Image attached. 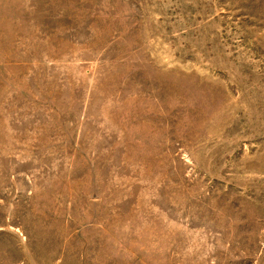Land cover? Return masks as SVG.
Returning <instances> with one entry per match:
<instances>
[{
	"label": "rangeland",
	"instance_id": "rangeland-1",
	"mask_svg": "<svg viewBox=\"0 0 264 264\" xmlns=\"http://www.w3.org/2000/svg\"><path fill=\"white\" fill-rule=\"evenodd\" d=\"M0 264H264V0H0Z\"/></svg>",
	"mask_w": 264,
	"mask_h": 264
}]
</instances>
